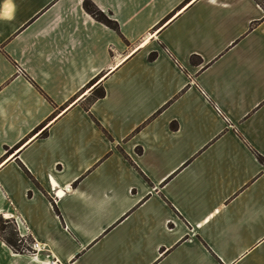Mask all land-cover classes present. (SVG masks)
I'll return each instance as SVG.
<instances>
[{"label": "crops", "instance_id": "1", "mask_svg": "<svg viewBox=\"0 0 264 264\" xmlns=\"http://www.w3.org/2000/svg\"><path fill=\"white\" fill-rule=\"evenodd\" d=\"M92 1L0 0V264H264V0Z\"/></svg>", "mask_w": 264, "mask_h": 264}, {"label": "trees", "instance_id": "2", "mask_svg": "<svg viewBox=\"0 0 264 264\" xmlns=\"http://www.w3.org/2000/svg\"><path fill=\"white\" fill-rule=\"evenodd\" d=\"M192 0H187V3H190ZM261 1V0H257ZM84 8L87 10L88 13H90L92 16H94L97 20L100 22L106 24L107 26L119 30V25L116 21L110 19L99 7L92 1V0H84ZM157 57L156 53H152L150 55V59L154 60ZM200 61V58L197 56L192 57V63L196 64ZM96 83V80H93L89 83V87L94 85ZM106 95V90L104 87H98L95 89L93 93V98L99 99L103 98ZM44 125H41V127L37 128V132L42 128ZM46 132H43V135H46ZM8 228H11L9 231V234H5ZM4 233V234H3ZM0 236L3 237V239L7 242V244L13 248L16 252H23L24 250H29L30 248H22L21 244H23L26 240L21 238L17 228L14 226V224L10 220H4L0 218ZM27 242V241H26Z\"/></svg>", "mask_w": 264, "mask_h": 264}, {"label": "rangeland", "instance_id": "3", "mask_svg": "<svg viewBox=\"0 0 264 264\" xmlns=\"http://www.w3.org/2000/svg\"><path fill=\"white\" fill-rule=\"evenodd\" d=\"M10 229H11V228H8V229L6 230V231H7V232L5 233L6 235L9 234ZM3 234H4V233H3ZM21 246H22V248H27V247L30 248V247H32V243H29V242H26V241H25L23 244H21Z\"/></svg>", "mask_w": 264, "mask_h": 264}, {"label": "built area", "instance_id": "4", "mask_svg": "<svg viewBox=\"0 0 264 264\" xmlns=\"http://www.w3.org/2000/svg\"><path fill=\"white\" fill-rule=\"evenodd\" d=\"M20 72H21V69H18ZM216 110H217V112L218 113H221L222 111H221V108L218 106V105H216ZM38 247V243H33L32 244V248H37Z\"/></svg>", "mask_w": 264, "mask_h": 264}, {"label": "snow or ice", "instance_id": "5", "mask_svg": "<svg viewBox=\"0 0 264 264\" xmlns=\"http://www.w3.org/2000/svg\"><path fill=\"white\" fill-rule=\"evenodd\" d=\"M192 2L194 3L195 2V0H192ZM60 195H63V193H59Z\"/></svg>", "mask_w": 264, "mask_h": 264}]
</instances>
